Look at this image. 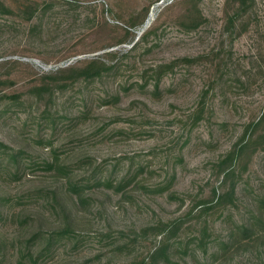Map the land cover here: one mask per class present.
I'll return each instance as SVG.
<instances>
[{
    "label": "rangeland",
    "instance_id": "374dc122",
    "mask_svg": "<svg viewBox=\"0 0 264 264\" xmlns=\"http://www.w3.org/2000/svg\"><path fill=\"white\" fill-rule=\"evenodd\" d=\"M263 113L264 0H0V264H264Z\"/></svg>",
    "mask_w": 264,
    "mask_h": 264
},
{
    "label": "trees",
    "instance_id": "16d2710c",
    "mask_svg": "<svg viewBox=\"0 0 264 264\" xmlns=\"http://www.w3.org/2000/svg\"><path fill=\"white\" fill-rule=\"evenodd\" d=\"M237 3V8H241L244 7L247 2L251 1V0H235ZM183 24H185L187 27L189 28H194L196 27L200 21L202 20V16L201 13L199 11V9L197 8L196 4H192L191 8H189L186 12V14H183ZM129 27H133V25L131 24ZM125 33L128 34L129 30L125 29ZM96 62H98L97 60H92L89 62V64H95ZM88 75V74H87ZM264 120V113L262 115V117L260 118V121ZM71 190L75 193H77V187L73 186L70 187ZM80 195L78 194V199H79ZM72 199V197H70ZM76 203V201H74V204Z\"/></svg>",
    "mask_w": 264,
    "mask_h": 264
},
{
    "label": "bare ground",
    "instance_id": "6f19581e",
    "mask_svg": "<svg viewBox=\"0 0 264 264\" xmlns=\"http://www.w3.org/2000/svg\"><path fill=\"white\" fill-rule=\"evenodd\" d=\"M153 10V9H152ZM151 10V11H152ZM153 16H154V13L153 12H151L150 14H149V17H148V23L153 19ZM147 21V20H146Z\"/></svg>",
    "mask_w": 264,
    "mask_h": 264
}]
</instances>
